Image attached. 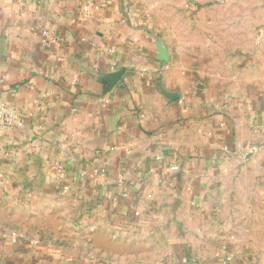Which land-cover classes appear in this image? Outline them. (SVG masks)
Instances as JSON below:
<instances>
[{
  "label": "crops",
  "instance_id": "0c3cea01",
  "mask_svg": "<svg viewBox=\"0 0 264 264\" xmlns=\"http://www.w3.org/2000/svg\"><path fill=\"white\" fill-rule=\"evenodd\" d=\"M0 104V264H264V0H0Z\"/></svg>",
  "mask_w": 264,
  "mask_h": 264
},
{
  "label": "built area",
  "instance_id": "2783aa9c",
  "mask_svg": "<svg viewBox=\"0 0 264 264\" xmlns=\"http://www.w3.org/2000/svg\"><path fill=\"white\" fill-rule=\"evenodd\" d=\"M14 122V115L11 111L5 110L2 104H0V126L2 130L9 129ZM169 169L171 171L176 170V166H170ZM225 264L226 262L223 261Z\"/></svg>",
  "mask_w": 264,
  "mask_h": 264
},
{
  "label": "water",
  "instance_id": "95a60500",
  "mask_svg": "<svg viewBox=\"0 0 264 264\" xmlns=\"http://www.w3.org/2000/svg\"><path fill=\"white\" fill-rule=\"evenodd\" d=\"M119 73H120V72L113 73V74H111L110 77H113L112 79L115 80V79L119 76ZM170 97H172V96H170Z\"/></svg>",
  "mask_w": 264,
  "mask_h": 264
}]
</instances>
